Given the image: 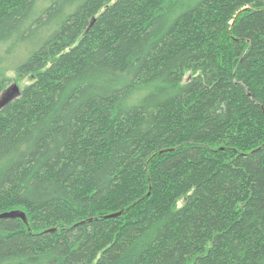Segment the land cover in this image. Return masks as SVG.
<instances>
[{
  "label": "trees",
  "instance_id": "trees-1",
  "mask_svg": "<svg viewBox=\"0 0 264 264\" xmlns=\"http://www.w3.org/2000/svg\"><path fill=\"white\" fill-rule=\"evenodd\" d=\"M12 80L0 264H264V0H0Z\"/></svg>",
  "mask_w": 264,
  "mask_h": 264
},
{
  "label": "rangeland",
  "instance_id": "rangeland-1",
  "mask_svg": "<svg viewBox=\"0 0 264 264\" xmlns=\"http://www.w3.org/2000/svg\"><path fill=\"white\" fill-rule=\"evenodd\" d=\"M45 34V32H43V35ZM42 35V36H43ZM41 38V35H40ZM38 43L37 44H23L20 48L16 49L15 51H13L12 53L8 54V62L9 64L12 65H19L20 63H22L27 57L28 55L36 50L38 48ZM8 75L11 77H15V71L14 70H9ZM15 84H17L20 88V85L17 81H11L7 88L0 94V102L5 98L6 95L10 94H14L16 92V90L14 89ZM8 96V97H9Z\"/></svg>",
  "mask_w": 264,
  "mask_h": 264
},
{
  "label": "water",
  "instance_id": "water-1",
  "mask_svg": "<svg viewBox=\"0 0 264 264\" xmlns=\"http://www.w3.org/2000/svg\"><path fill=\"white\" fill-rule=\"evenodd\" d=\"M14 89L16 90V92L14 94H10V96L6 95L2 101H7L10 99H13L14 97H16L20 94V88L17 84H15ZM120 213L121 212L113 213V214H110V216H115V215H118ZM9 216H20V217L24 218L25 221H27V216H26L25 212L22 210H12V211H8V212L0 213V217H9Z\"/></svg>",
  "mask_w": 264,
  "mask_h": 264
}]
</instances>
